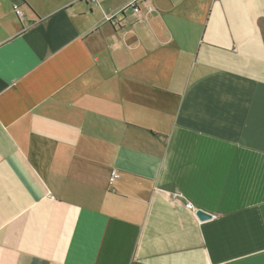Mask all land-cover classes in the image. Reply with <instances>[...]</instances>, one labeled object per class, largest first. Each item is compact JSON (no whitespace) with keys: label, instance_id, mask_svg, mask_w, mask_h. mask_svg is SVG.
Masks as SVG:
<instances>
[{"label":"crops","instance_id":"crops-1","mask_svg":"<svg viewBox=\"0 0 264 264\" xmlns=\"http://www.w3.org/2000/svg\"><path fill=\"white\" fill-rule=\"evenodd\" d=\"M131 1L0 0V264H264V0Z\"/></svg>","mask_w":264,"mask_h":264},{"label":"built area","instance_id":"built-area-1","mask_svg":"<svg viewBox=\"0 0 264 264\" xmlns=\"http://www.w3.org/2000/svg\"><path fill=\"white\" fill-rule=\"evenodd\" d=\"M85 2H87L90 5H99V3L103 0H83ZM147 4V0H132L131 2H129L126 7L125 10H131L136 14H139L141 12V6ZM14 13L17 17H19L21 20H24V15L21 12V10L19 9L18 6H14ZM148 10L151 11L152 8L148 7ZM109 22L114 24L117 23V18L116 17H110L108 18ZM120 178V174L118 173L117 170L113 169L111 170L110 173V178H109V184L113 185L118 179ZM188 209H193L192 206H187Z\"/></svg>","mask_w":264,"mask_h":264},{"label":"water","instance_id":"water-1","mask_svg":"<svg viewBox=\"0 0 264 264\" xmlns=\"http://www.w3.org/2000/svg\"><path fill=\"white\" fill-rule=\"evenodd\" d=\"M196 216L198 217V219L200 221H207V220H210L212 218L211 215L206 214L205 212H202V211H197Z\"/></svg>","mask_w":264,"mask_h":264}]
</instances>
